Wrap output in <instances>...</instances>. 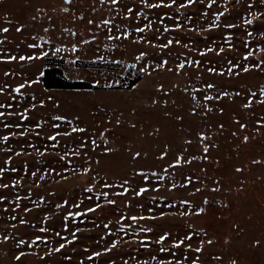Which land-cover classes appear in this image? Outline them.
I'll return each mask as SVG.
<instances>
[{
    "label": "snow or ice",
    "instance_id": "obj_1",
    "mask_svg": "<svg viewBox=\"0 0 264 264\" xmlns=\"http://www.w3.org/2000/svg\"><path fill=\"white\" fill-rule=\"evenodd\" d=\"M232 3L243 4L246 10L238 23H224V19L231 16L229 5ZM214 8L217 10L213 11ZM261 9H264V0H92L89 5L91 15L86 16L83 12L74 15L73 0H63L59 12L72 15L74 20L86 21L89 35L85 37L83 33L65 27L53 40L51 33L56 29L55 17L37 8L31 20H46L47 26L41 25L43 35H32L31 42L26 45L29 51L21 54L20 43L14 44V51L4 46L13 45L8 37L13 27L19 34L25 26H15L5 15L0 17L7 25H0V34H3L0 37V65L15 63L23 69L25 63L45 61L50 55L59 56L69 51V45L62 42L66 33L72 38V53H80L85 46L91 48L95 45L93 63L134 69L146 78L159 71L186 77L187 82L180 91L189 100L188 115L192 117L207 118L214 111L222 115L225 109L220 104L224 99L235 103L236 98H240L243 101L240 109L252 112L254 131L262 134L264 115L256 118L252 110L254 105L264 106V84L257 90L246 88L230 92L212 79L239 78L242 73L253 71L264 73V30H249L258 21H264V10ZM56 11L52 9L53 13ZM260 27L264 28V23ZM228 29H242L246 33L240 48L235 43L233 32L225 31ZM217 32L220 33L219 39L211 35ZM194 37H201L204 46L200 47ZM257 40L260 42L255 43ZM128 46L135 48L131 63H126L123 58H111L116 55L123 57ZM241 50L242 55L231 58L227 55ZM210 54L222 60L208 59ZM80 59V55H76L67 63L74 65ZM44 75L45 72L39 69L29 75L9 68L2 72L0 78V220L12 230L20 226L34 230L28 240L17 236L15 231L0 235V243L14 242L17 254L13 259L17 264L29 255H37L40 261H44L54 254H61L78 243L85 233L96 230L97 250L83 246L76 264H95L104 256L108 257L106 264H117V259L111 255L114 252L119 256V264H203L201 257L206 246L216 243L206 230H197L188 224L190 231L174 235L169 230L157 233L147 225L167 216L184 218L205 212L204 207H195L188 198L177 202L170 194L198 183L201 186L189 193V196H194L207 187L204 178L194 177L190 172L186 174L183 169L195 161L209 159L210 149L218 147L213 136L206 131L196 133L200 155L189 154V146L194 143L192 139H185V147L176 153H172L171 145L166 143L155 156L156 167L134 168L131 175L113 179L95 167L100 164V159L93 155L98 150L103 156L116 151L109 146L105 133L110 134L111 130L104 123L97 124L89 133L87 127L81 126L78 115L69 118L64 113H57L37 118L39 111L46 109L49 103L54 109L60 108L52 95H43L48 91L43 88L41 78ZM118 83L115 78L111 82L105 79L103 85L100 79L92 81L94 88L102 86L105 89H112ZM176 87L178 85H173ZM156 92L162 98L152 99V105H162L167 109L169 100L165 97L173 95V92L166 91L163 83L158 84ZM163 114L178 122L185 119L184 115H173L169 111ZM113 117L115 125L122 126L123 113L118 116L112 113L105 123L110 125ZM60 122H64V126ZM233 123L238 125V130L232 131L231 135L239 138V132L246 130L248 124L239 119H234ZM129 127L136 129L137 123L132 122ZM216 129L222 134L224 124H218ZM160 131L155 127L147 135L158 136ZM249 140L250 136L244 135L242 143L247 144ZM129 155L135 162L146 159L148 152L129 149ZM50 158H54V163ZM251 163L261 165L264 160L253 159ZM243 170L242 167L235 168L236 173ZM200 172L206 173V169L200 168ZM75 178H82L80 183L73 185L79 191L71 195L61 194L62 186ZM49 183L60 188L49 190L45 187ZM212 183L215 186L211 191L219 192L222 182L213 180ZM41 189L42 193L37 191ZM204 203L207 204L208 200L205 199ZM34 211L44 215L31 221L28 216ZM195 238H199V242L194 246ZM224 243L228 244L229 240L225 239ZM125 245L128 250L122 251ZM260 245V239L253 243V247ZM41 246L45 249L44 255L31 251ZM24 248L29 251H24ZM141 250L147 252L146 257L141 255ZM72 251L77 254L75 247ZM73 254H64L61 264H73ZM211 260L223 264L221 255H213ZM229 264H238V261L231 259Z\"/></svg>",
    "mask_w": 264,
    "mask_h": 264
},
{
    "label": "rangeland",
    "instance_id": "obj_2",
    "mask_svg": "<svg viewBox=\"0 0 264 264\" xmlns=\"http://www.w3.org/2000/svg\"><path fill=\"white\" fill-rule=\"evenodd\" d=\"M91 2L92 0H73V14L78 15L83 12L86 16L91 15L89 12ZM62 6L63 0H0V17L6 15L13 21L15 26H20V24L25 26V30L19 34L15 32L13 27L8 34L9 39L13 41V45H5L4 47L14 51V44L20 43L21 54H24L29 51L26 45L31 42L30 37L37 33L43 35L41 25L47 26V21L33 22L31 20L37 8H42L46 13L54 15L56 29L51 33L53 40L61 35L60 30L65 27L73 28L87 37L89 33L86 21L74 20L72 15L59 12V8ZM229 7L232 10L231 16L224 19V23H238L240 15H243L246 10L245 7L243 4L237 5L235 3H232ZM53 8L57 9L55 13L52 12ZM215 10L217 9L214 8L213 11ZM189 11H193V9ZM262 23L264 21H258L249 30H264V28L260 27ZM0 25L7 26L2 20H0ZM225 31L233 32L236 37L235 43L240 48L241 41L246 39V33L242 29L235 31L228 29ZM2 35L0 34V37ZM211 35L219 39L220 33H212ZM194 38L199 41L200 47L204 46L201 37ZM100 39L103 40V36ZM62 42L69 45V51L63 52L59 56L50 55L48 58L62 59L66 65V75L69 79L89 82L91 87L84 89H48L43 85V88L48 90L43 95H52L54 100L59 102L60 108L54 109L52 104L49 103L46 109L39 111L37 118L40 115L48 116L49 114L57 113H64L69 118L78 115L80 116L81 126L87 127L89 133L95 130L97 124L104 123V126L111 130L110 134L105 133L106 138L110 142L109 146L115 148L116 151L110 155L103 156L99 154L101 150H98L93 155L95 158L100 159V164L95 167L101 174L108 173L113 179L131 175L134 168L156 167L158 162L155 160V156L158 155L159 149L166 143L171 145L172 153H176L185 147L183 144L185 139H192L194 143L189 146V154L200 155L196 133L199 131L208 132L209 135L213 136V142L218 147L210 149L207 161H195L192 165L185 166L183 169L186 174L190 172L194 177L200 176L204 178L207 187L204 191L196 193L194 196H189V193L194 192L195 187L201 186L198 183L190 185L186 190H175L170 194L177 202L179 199L188 198L195 207H204L205 212L200 216L193 215L184 218L167 216L162 220L149 222L147 226L153 227L157 233L162 230H169L174 235L190 231L187 227L188 224H191L197 230H206L216 243L213 246H206L201 257L203 264H216L215 261L211 260L213 255H221L223 264H229L231 259H236L238 264H264V164L254 165L251 163L253 159L264 160V129H261L262 134L255 133V119L251 118L252 112L242 110L239 107L243 101L240 98H236L235 103H233L228 99H224L220 104L225 109L222 115L218 111H214L207 118L192 117L188 115L189 100L180 91L187 82L186 77L159 71L153 73L152 77L146 78L134 69L122 68L110 63H93L94 55L96 54L95 45H92L91 48L85 46L80 53H72L70 51L72 38L65 33ZM259 42L257 40L255 43ZM125 43L127 44V42ZM255 43L253 47H255ZM177 51H182V49H177ZM134 53L135 48L128 46L127 52L123 54V57L116 55L111 58H123L126 63H131ZM76 55H80L81 59L74 65H69L67 61L70 58L74 59ZM227 55L229 58L234 55L239 56L242 55V50L240 52L227 53ZM208 59L222 60V58L215 57L213 54H210ZM46 60L25 63L23 69H20L19 65L15 63L0 65V78H2V72L9 68L17 69L29 75L36 73L38 69L44 70L47 66ZM92 63L94 65H89ZM171 66L172 62L170 61L169 67ZM187 71L192 70L187 69ZM136 76L140 77L139 81L133 86H129L132 78ZM113 78L119 80V83L114 85L112 89H105L102 86L93 87L92 81L94 79H100L101 85H103L105 79L111 82ZM212 79L230 92L243 91L246 88L257 90L260 85L264 84V73L253 71L247 74L242 73L239 78L212 77ZM160 83L164 84L166 91L171 90L173 92V95L165 97L169 100L167 109L162 107V105H152L151 103L154 98H162L161 94L156 92V87ZM173 85H178V87L173 88ZM136 86L139 87L137 88ZM173 100L176 101L175 104L171 103ZM100 109H104V111L101 112ZM164 111H169L173 115H184L185 119L183 122H178L173 118L165 117ZM252 111L255 112L256 118H259L264 115V106L254 105ZM112 113L117 116L123 113L122 126L115 125V117L112 118L110 125L105 123ZM234 119H239L241 122L248 124L246 130L239 132V138H234L231 135L232 131L238 130V125L233 123ZM132 122L137 123L136 129L129 127ZM60 123L64 126V122ZM220 123L224 124L222 134H219L216 129V126ZM210 125L211 128L209 127ZM155 127L161 129L159 135L149 137L147 132ZM100 130L103 131V128ZM244 135L250 136L247 144L242 143ZM129 149L141 150L142 153L146 151L148 152V157L134 162L130 158ZM50 159L54 163V158ZM237 167H242L244 169L243 172L236 173L235 168ZM200 168L206 169V173H201ZM179 179L180 176L177 174V180ZM213 180L222 182L219 192L214 193L211 191L215 186L212 183ZM81 181L82 178L70 180L62 186L61 194L71 195L74 191H79L73 185ZM25 186L27 187L28 185L26 184ZM45 187L49 190L60 188V186L51 183ZM37 191L42 193L43 189ZM205 199L208 200L207 204L204 203ZM158 203L162 204L163 202L158 201ZM164 210L169 211L167 208ZM175 210L171 209V211ZM157 214H159V210H157ZM43 215V212L34 211L28 216V219L35 221ZM97 222L100 221L98 220ZM13 231H15L17 236L26 240L34 232L33 229L24 226L12 230L5 221L0 220V235L9 234ZM97 231L85 233L78 243L74 246H69L61 254H54L47 257L44 261H40L37 255H29L23 257L19 264H61L64 254H73V247L76 248L77 252V254H73V264H76L81 258L79 253H81L83 246L87 245L93 250H97L95 249ZM225 239L229 240L228 244L224 243ZM256 239L261 240L259 247H253ZM198 242L199 238H195L193 241L194 246ZM23 250L29 251L27 248ZM126 250H128L127 245L124 246L122 251ZM31 251L38 252L42 256L45 249L41 246L40 249L34 248ZM16 254L17 250L13 241L0 243V264H17L13 259ZM111 255L117 259V264H119L118 254L114 252ZM141 255L146 257L147 252L141 250ZM107 260L108 257L104 256L95 261V264H106Z\"/></svg>",
    "mask_w": 264,
    "mask_h": 264
},
{
    "label": "trees",
    "instance_id": "obj_3",
    "mask_svg": "<svg viewBox=\"0 0 264 264\" xmlns=\"http://www.w3.org/2000/svg\"><path fill=\"white\" fill-rule=\"evenodd\" d=\"M47 66L44 68L45 75L42 77V84L48 89L55 88H89L91 84L82 80H71L67 77L66 65L62 59L48 58ZM89 65H94L89 64ZM140 77L132 78L129 86H133L139 81Z\"/></svg>",
    "mask_w": 264,
    "mask_h": 264
}]
</instances>
